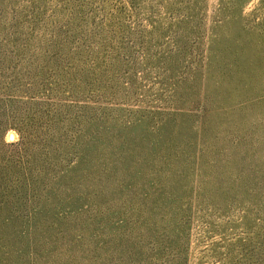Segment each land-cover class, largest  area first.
<instances>
[{
	"label": "rangeland",
	"instance_id": "obj_1",
	"mask_svg": "<svg viewBox=\"0 0 264 264\" xmlns=\"http://www.w3.org/2000/svg\"><path fill=\"white\" fill-rule=\"evenodd\" d=\"M0 264H264V0H0Z\"/></svg>",
	"mask_w": 264,
	"mask_h": 264
},
{
	"label": "bare ground",
	"instance_id": "obj_2",
	"mask_svg": "<svg viewBox=\"0 0 264 264\" xmlns=\"http://www.w3.org/2000/svg\"><path fill=\"white\" fill-rule=\"evenodd\" d=\"M12 139H13V135L10 136V140H12Z\"/></svg>",
	"mask_w": 264,
	"mask_h": 264
}]
</instances>
